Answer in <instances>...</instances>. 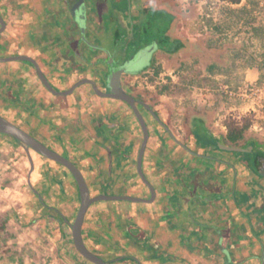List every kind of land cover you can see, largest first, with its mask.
I'll return each mask as SVG.
<instances>
[{
  "label": "crops",
  "instance_id": "crops-1",
  "mask_svg": "<svg viewBox=\"0 0 264 264\" xmlns=\"http://www.w3.org/2000/svg\"><path fill=\"white\" fill-rule=\"evenodd\" d=\"M81 1L87 10L86 37H94L98 17L88 0H0L7 23L0 35V56L33 58L59 91L85 78L104 90L107 70L98 59L103 55L92 54L93 49L90 53L91 40L83 39L77 21ZM129 1L136 25L144 28L146 15L151 20L164 16L168 25L163 34L183 39L186 47L170 54L159 45L147 68L123 76L126 89L149 102L162 121H148L150 139L143 159L155 197L93 203L83 225L84 240L112 259L111 264H264L261 163L255 154L220 147L261 152L252 146L260 140L245 132L244 139L229 141L226 115L231 108L216 105V93L174 90L181 79L177 70L201 68L207 79L223 81L224 67L236 59L231 52L242 47L244 32H234L236 41L231 43L224 26L220 32L210 24L206 29L203 1L189 8L178 0ZM230 5L239 12L249 8L240 2ZM225 19L216 11L214 22L223 25ZM141 31L140 40L160 44L162 33L148 36L146 28ZM100 32L107 36L106 28ZM102 47L101 54L109 48ZM261 74L251 64L243 76L255 80ZM0 76L9 83L4 97L13 101L12 108L1 111L48 146L67 153L93 196L152 197L138 171L143 132L126 102L99 95L89 83L69 94H55L27 60L0 63ZM28 160L21 144L0 134V264H62L65 253L78 252L70 221L81 204L79 188L65 167L34 156L30 173ZM29 179L44 205L29 189ZM10 246L9 252L3 250Z\"/></svg>",
  "mask_w": 264,
  "mask_h": 264
},
{
  "label": "rangeland",
  "instance_id": "rangeland-1",
  "mask_svg": "<svg viewBox=\"0 0 264 264\" xmlns=\"http://www.w3.org/2000/svg\"><path fill=\"white\" fill-rule=\"evenodd\" d=\"M88 0L89 6L93 7V13L97 15L98 20L93 21V24L97 25V32H95L94 37H90V35L87 36V39L91 40V43L93 42L94 46L100 45L103 46L104 44L107 45L108 49L116 51L119 49V47H122V45L127 47L129 50L135 51V41L131 38V35L136 33L140 35L144 28L148 31V36L152 35L153 33L160 34L162 33L163 29H165L168 25V19L163 18L157 20V19H148L147 15L142 20L141 23L144 22V28L141 29L140 25H136L137 22L134 18V12L131 11L132 4L129 0ZM132 1V0H131ZM252 8H243L240 12L237 10L238 8H234L231 5H219V3H216L217 11L219 10V13H223L226 17L224 20L223 26L228 29L231 33L229 36L230 42L235 43V37L236 35L234 32L243 31L244 33L241 35V48L240 50L236 49L235 51H232L233 57L236 58L232 60L228 66L224 67L225 71V78L223 81H219L217 79L209 80L206 78V76H203V71L201 68L196 69H190L188 72L185 70L177 72L179 73L181 79L177 82V86L174 88V90L183 92V93H189L193 94L194 92L196 94H200L201 92H205L203 88H210L213 89V92L216 93V105L221 106H230L231 103L227 99V97L224 96V94L217 90L219 82H226L230 85H237L241 81L244 80V70L252 65H255L256 59L259 57H264V29L260 26V21L254 17V14L252 10L255 8L254 3H252ZM249 9V11L247 10ZM251 10V12H250ZM92 13V14H93ZM91 20V19H90ZM92 21V20H91ZM90 21V22H91ZM97 22V23H96ZM89 29V27L87 26ZM103 28H106V38L102 35L100 32L103 30ZM100 29V31H99ZM141 29V30H140ZM119 31V33H116ZM246 31V32H245ZM247 31H251V34H249ZM137 36V35H136ZM239 36V35H238ZM84 39V38H83ZM85 40V39H84ZM83 42V40H81ZM87 41V40H85ZM138 40H136L137 42ZM239 41V40H238ZM103 44V45H102ZM254 45L256 48H254ZM91 48V49H90ZM93 48L89 46L88 50L91 53V50ZM96 49H93L92 54H101ZM116 53V52H115ZM97 55H94L93 58H95ZM94 59L91 60V62L95 61ZM154 78V77H153ZM152 79V78H151ZM0 84L2 86V89H0V102L2 105L0 106V113L5 116V113H3L1 108H12L13 107V101L11 100H5L4 94L7 92L9 87L8 81L2 82L1 76H0ZM177 88V89H176ZM146 89V87H144ZM2 90V91H1ZM9 93V92H8ZM1 96L2 100L1 101ZM148 119L153 118V120L156 122L155 117H151V115L146 114L145 115ZM27 120V119H25ZM29 120V119H28ZM227 125L232 123L233 121H237L235 118L230 116L227 118ZM248 123L250 124V117L244 116L242 118V125ZM39 126V125H38ZM38 132V131H37ZM247 137H256L260 141L264 142V138H261L260 136H257L252 131H246ZM67 154V153H65ZM63 154V155H65ZM66 156V155H65ZM36 199V198H35ZM4 229L3 227H0V230ZM3 245L7 246L8 243H3ZM12 249L11 246L8 248H4L3 250L5 252H9V250ZM73 249L75 251V248L73 246ZM36 252V251H35ZM98 253V251H95ZM99 254V253H98ZM59 259V258H58ZM80 259V260H79ZM62 264H92L86 259H84L78 252H73L67 254L65 253V257L63 259Z\"/></svg>",
  "mask_w": 264,
  "mask_h": 264
},
{
  "label": "water",
  "instance_id": "water-1",
  "mask_svg": "<svg viewBox=\"0 0 264 264\" xmlns=\"http://www.w3.org/2000/svg\"><path fill=\"white\" fill-rule=\"evenodd\" d=\"M80 6L77 9V21L79 22L81 26V29L83 32V38L87 40V42L89 43V40L86 37L87 10L85 7V2L81 1ZM0 24H1L0 26V34H1L5 31L7 27L5 18L3 17L1 13H0ZM158 49H159V44L156 40L151 44L143 45L140 47V49L136 52V54L132 58H129L123 64H118L115 57L111 53V51L107 49L106 51L109 54L110 71H109L108 76L106 77V81H107V87L109 91H105L101 89L96 80L89 79V78H85V79L78 81L72 87H70L69 89L65 91H58L52 85V83L49 81L45 73L42 71L41 67L38 65V63L33 58L26 56V55H15V56H8V57L0 58V62H7V61H13V60H27V61L32 62L35 65L38 75L43 81V83L45 84V86L55 94H69L73 92L80 85L89 83L93 86V89L99 95L104 96V97H111L114 99H119V100H122L128 103L133 109V111L135 112L141 124L143 133H144V138H143L142 145L139 151V156H138V171L143 181L147 183V185H149L152 191V197L150 199H145V198H140V197H135V196H130V195L100 194V195L93 196L90 192L88 182L83 172L70 158L64 156L63 154L59 153L53 148L47 146L36 136H34L30 132L26 131L25 129L21 128L20 126L16 125L14 122L10 121L5 116L0 114V134L6 135L12 138L13 140L21 144L26 149L29 155V159L31 161V171L35 168L34 159L31 153V150H34L37 153L64 165L74 175L77 181L78 187H79L81 204H80V208L77 212L74 222L70 223L71 228H72L73 240H74L75 247L81 253V255H83L86 259L93 262L94 264H109V261L105 259L104 257H102L101 255L95 253L93 250H91L84 240L83 225H84V221H85L87 212L89 210V207L93 203L103 200V199L151 201L155 197V189L152 186V184L149 182V180L147 179L144 173V170H143V159H144V154H145L148 141L150 139V131H149V126L147 124V121L143 113L141 112L138 104L144 105L159 122L162 123V121L160 117L158 116V114L155 112L151 104L147 103L146 101L142 99H139L133 93H131L130 91L126 89L124 81H123V76L129 73H134V74L139 73L143 71L145 68H147L151 64V59L154 53ZM165 127L166 129L169 130L167 126ZM173 136L175 137V135ZM220 147L228 151H238V152L247 151L246 148H243L240 146H231V145L222 144L220 145ZM263 175H264V171H263ZM35 191L39 194L37 190ZM39 196L42 199V196L40 194Z\"/></svg>",
  "mask_w": 264,
  "mask_h": 264
},
{
  "label": "built area",
  "instance_id": "built-area-1",
  "mask_svg": "<svg viewBox=\"0 0 264 264\" xmlns=\"http://www.w3.org/2000/svg\"><path fill=\"white\" fill-rule=\"evenodd\" d=\"M183 8H189L190 5L204 2L206 6L201 12V21L206 29L209 28L208 19H216V3H225L230 5L226 0H178ZM254 3L253 14L260 26L264 29V0H241L240 5L252 8ZM254 48L256 46L254 45ZM254 67L261 69V76L258 79H244L237 85H230L226 82H220L218 89L230 101V112L227 118L232 116L239 124L242 125V118L249 116L251 123L248 131L254 132L257 136L264 138V57H259L255 61ZM154 75V74H153ZM205 92H213V89L205 88Z\"/></svg>",
  "mask_w": 264,
  "mask_h": 264
},
{
  "label": "flooded vegetation",
  "instance_id": "flooded-vegetation-1",
  "mask_svg": "<svg viewBox=\"0 0 264 264\" xmlns=\"http://www.w3.org/2000/svg\"><path fill=\"white\" fill-rule=\"evenodd\" d=\"M1 13V12H0ZM2 14V13H1ZM4 17V16H3ZM6 21V20H5ZM0 26H1V24H0ZM6 30V29H5ZM2 34V33H1ZM0 34V35H1ZM144 34H145V32H144ZM141 36V35H140ZM130 39H133L134 41H135V43L136 44H134L135 45V51L132 49V50H129L127 47H125V45L123 46L122 45V47H119V49H117L116 51H114V49L113 50H110L111 51V53L113 54V56L115 57V59H116V61H117V63L118 64H123L124 62H126L129 58H132L135 54H136V52L140 49V47L141 46H143V45H146V44H148V43H146L145 42V39H141L140 40V38H139V35L138 36H136V34L134 33V34H132L131 35V38ZM136 40H138L137 42H136ZM160 45V44H159ZM91 47L93 48V49H99V50H102L101 49V47L102 46H100V45H96V46H94V44H93V42H92V44H91ZM103 48V47H102ZM107 49H105L104 48V50H103V52H104V54H103V56H102V58L100 57V56H98V57H100V58H98L99 60H101V61H104V64H105V66H106V73H105V76L107 77L108 76V74H109V71H110V65H109V54L107 53V51H106ZM116 52V53H115ZM11 56H13V55H11ZM4 57H8V56H4ZM0 58H1V56H0ZM7 62H10V61H7ZM152 62V61H151ZM0 63H2V62H0ZM37 70V69H36ZM38 73V72H37ZM46 75V74H45ZM48 78V77H47ZM41 79V78H40ZM42 81V80H41ZM50 81V80H49ZM43 82V81H42ZM51 82V81H50ZM44 84V83H43ZM45 85V84H44ZM53 85V84H52ZM46 87V86H45ZM47 88V87H46ZM48 89V88H47ZM102 89V88H101ZM104 90L105 91H109V89H108V87H107V81H106V86H105V88H104ZM59 91V90H58ZM96 92V91H95ZM137 97V96H136ZM139 98V97H138ZM4 99L6 100L7 98L6 97H4ZM139 99H142V98H139ZM8 100V99H7ZM142 100H144V99H142ZM144 101H146V100H144ZM147 102V101H146ZM147 103H149V102H147ZM128 104V103H127ZM150 104V103H149ZM129 105V104H128ZM130 106V105H129ZM138 106H139V108H140V110H141V112L143 113V115H144V117H145V119H146V121H147V124H148V121H151V120H153V118H150V119H148L145 115L146 114H149V115H151V117L153 116L152 114H151V112L144 106V105H142V104H138ZM131 107V106H130ZM153 107V106H152ZM132 109V108H131ZM132 111H133V109H132ZM156 112V111H155ZM0 114H2V113H0ZM133 114L135 115V118H136V120H137V122L139 123V125L141 126V124H140V122H139V120H138V118H137V116H136V114H135V112L133 111ZM4 116V115H3ZM6 117V116H5ZM154 117V116H153ZM7 118V117H6ZM8 119V118H7ZM13 122V121H12ZM154 122V121H153ZM156 122H159L157 119H156ZM15 123V122H14ZM161 123V122H160ZM16 125H18L17 123H15ZM25 124V123H24ZM18 126H20V125H18ZM148 126H149V124H148ZM21 127V126H20ZM22 128V127H21ZM141 129H142V127H141ZM27 131V130H26ZM149 131H150V129H149ZM142 132H143V129H142ZM143 138H144V133H143ZM230 141V140H229ZM230 142H232V141H230ZM44 143V142H43ZM233 143V142H232ZM47 145V144H46ZM256 145V148L258 149V150H260L261 152H263L264 153V142H262V141H257V142H253L252 143V146H255ZM48 146V145H47ZM50 147V146H49ZM52 148V147H51ZM55 150V149H54ZM247 153H251V154H255V155H257V153L252 149V150H247L246 151ZM246 152H244V153H246ZM31 153H32V156H33V159H34V156H36V157H41L42 159H44V160H46V161H53L54 163H57L58 165H61L62 167H65L64 165H62V164H60V163H58V162H56V161H54V160H51V159H49V158H47V157H45V156H43V155H41V154H39V153H37L36 151H34V150H31ZM62 154V153H61ZM65 156V155H64ZM27 157H28V159H29V155H28V153H27ZM66 157H68V156H66ZM69 158V157H68ZM258 160H259V162H262L261 164H262V166H261V170L262 169H264V157L261 159V157H260V159H259V157H258ZM29 161V163H30V173H32L34 170H35V168L31 171V161H30V159L28 160ZM74 162V161H73ZM34 163H35V160H34ZM75 163V162H74ZM76 164V163H75ZM77 165V164H76ZM78 166V165H77ZM79 167V166H78ZM68 171H69V173L73 176V178L75 179V177H74V175L72 174V172L67 168V167H65ZM262 175H263V173H262ZM264 176V175H263ZM29 181L31 182V180L29 179ZM75 181H76V179H75ZM30 182H29V189L31 190V191H33L34 192V195H35V198L41 203V204H43L44 205V199H43V197H42V199H43V201H42V199L40 198V196H39V194L41 195V193L33 186V184H32V182H31V184H30ZM76 183H77V181H76ZM78 185V184H77ZM79 188V187H78ZM35 190H37L38 192H39V194L35 191ZM42 196V195H41ZM80 208V207H79ZM74 220H75V218L73 219V221H70V223H72V222H74ZM70 227H71V225H70ZM72 229V228H71ZM72 239H73V234H72ZM86 242V241H85ZM73 243H74V240H73ZM87 244V243H86ZM74 246H75V244H74ZM89 247V246H88ZM76 248V247H75ZM91 249V248H90ZM76 250H77V248H76ZM91 250H93V249H91ZM78 251V250H77ZM94 251V250H93ZM95 252V251H94ZM78 253L81 255V253L78 251ZM96 253V252H95ZM98 254V253H97ZM99 255H101L100 253H99ZM84 259H86L83 255H81ZM102 256V255H101ZM103 257V256H102ZM127 257V256H126ZM105 259H107L108 261H109V264H111L112 263V259H108V258H106V257H104ZM86 260H88V259H86ZM89 261V260H88ZM90 263H92V264H94L93 262H91V261H89Z\"/></svg>",
  "mask_w": 264,
  "mask_h": 264
},
{
  "label": "trees",
  "instance_id": "trees-1",
  "mask_svg": "<svg viewBox=\"0 0 264 264\" xmlns=\"http://www.w3.org/2000/svg\"><path fill=\"white\" fill-rule=\"evenodd\" d=\"M226 1H229L231 3H239L241 0H226ZM247 10L249 11V9H247ZM250 12H251V10H250ZM208 24L213 26L219 32L224 30L223 25L214 22L213 19H209ZM163 33L164 32H162V34H161L162 36L160 37L161 39H159V43H160L161 47L164 50H166L167 52H169L170 54L178 53L186 47V43L183 39H180V38L171 39L169 36L164 35ZM136 35L138 36V34H136ZM159 71H160V69L157 70V73H159ZM164 89H165V87H163L162 90H164ZM248 127H249L248 123L241 125V124H239L238 121H233L232 123H230L228 125L229 131H228L227 138L230 141L235 142V143L238 142L239 140L244 139L245 132L247 131ZM256 153H257V158L259 157V159H260V157H261V159H262L264 157L263 152L257 151ZM260 163H262V162H260ZM261 166H262V164L258 165L259 168H261ZM263 171H264V169L260 170L261 173H263ZM124 258H128V257H124Z\"/></svg>",
  "mask_w": 264,
  "mask_h": 264
}]
</instances>
